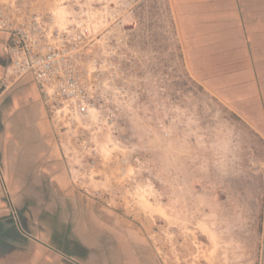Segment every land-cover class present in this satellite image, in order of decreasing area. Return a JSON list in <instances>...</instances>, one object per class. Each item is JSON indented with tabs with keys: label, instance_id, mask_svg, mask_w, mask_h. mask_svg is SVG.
<instances>
[{
	"label": "rangeland",
	"instance_id": "374dc122",
	"mask_svg": "<svg viewBox=\"0 0 264 264\" xmlns=\"http://www.w3.org/2000/svg\"><path fill=\"white\" fill-rule=\"evenodd\" d=\"M19 1L60 28L81 20L115 51L101 117L52 124L92 207L117 215L158 264H263L264 124L193 70L175 0Z\"/></svg>",
	"mask_w": 264,
	"mask_h": 264
},
{
	"label": "crops",
	"instance_id": "0c3cea01",
	"mask_svg": "<svg viewBox=\"0 0 264 264\" xmlns=\"http://www.w3.org/2000/svg\"><path fill=\"white\" fill-rule=\"evenodd\" d=\"M175 5L193 70L264 124V0ZM6 39L0 32V84L10 64ZM93 205L74 185L32 76L11 82L0 92V264H158L117 215Z\"/></svg>",
	"mask_w": 264,
	"mask_h": 264
},
{
	"label": "built area",
	"instance_id": "2783aa9c",
	"mask_svg": "<svg viewBox=\"0 0 264 264\" xmlns=\"http://www.w3.org/2000/svg\"><path fill=\"white\" fill-rule=\"evenodd\" d=\"M0 32L10 58L0 92L30 75L55 128L101 117L100 99L116 54L104 49L88 24L76 19L60 28L37 8L14 0L0 10Z\"/></svg>",
	"mask_w": 264,
	"mask_h": 264
}]
</instances>
